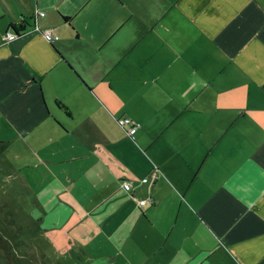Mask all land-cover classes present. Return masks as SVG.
<instances>
[{
  "label": "crops",
  "instance_id": "obj_1",
  "mask_svg": "<svg viewBox=\"0 0 264 264\" xmlns=\"http://www.w3.org/2000/svg\"><path fill=\"white\" fill-rule=\"evenodd\" d=\"M0 121L84 264H264V0H0Z\"/></svg>",
  "mask_w": 264,
  "mask_h": 264
},
{
  "label": "rangeland",
  "instance_id": "obj_2",
  "mask_svg": "<svg viewBox=\"0 0 264 264\" xmlns=\"http://www.w3.org/2000/svg\"><path fill=\"white\" fill-rule=\"evenodd\" d=\"M5 3L16 15L14 4ZM14 150L13 141L0 143V237L14 249L20 264H84L63 242L61 232L34 221L32 196L18 184L20 163ZM0 264H10L1 252Z\"/></svg>",
  "mask_w": 264,
  "mask_h": 264
},
{
  "label": "built area",
  "instance_id": "obj_3",
  "mask_svg": "<svg viewBox=\"0 0 264 264\" xmlns=\"http://www.w3.org/2000/svg\"><path fill=\"white\" fill-rule=\"evenodd\" d=\"M43 15H44L43 12H36V11H35V16H36V17H37V16L42 17ZM33 19H34V17H33ZM32 28H33L34 30L40 32L38 26L36 25V21H35V20H34V24L32 25ZM24 31H25V29H23V30H21V31H18V32H20V33H24ZM40 33H41L43 39H44L46 42H48V43L57 40V36L54 35V33H53L52 31H50V30H42ZM17 35H18L17 32H6V33H5V38H6L7 40H13L15 37H17ZM117 124H118L121 128L127 127V134H128L129 136H131V135L136 131V129H137V127H138V124H132L131 120L128 119V118H119V119H117ZM154 177H155V176L153 175V178H154ZM141 182H147V179H146V178H143V179L141 180ZM121 187H122V189H123L124 191H129L130 188H131V185H130V183L127 181V182H122ZM144 203H145L144 200L139 201V205H143Z\"/></svg>",
  "mask_w": 264,
  "mask_h": 264
},
{
  "label": "trees",
  "instance_id": "obj_4",
  "mask_svg": "<svg viewBox=\"0 0 264 264\" xmlns=\"http://www.w3.org/2000/svg\"><path fill=\"white\" fill-rule=\"evenodd\" d=\"M33 19V17L31 16ZM64 20H67V18H64ZM11 28L13 31L18 32L23 30L25 27L24 26H19V25H11ZM19 247V246H18ZM13 248L8 246L5 241L0 237V252L1 254L9 260L10 264H20L19 261L16 259L14 256Z\"/></svg>",
  "mask_w": 264,
  "mask_h": 264
},
{
  "label": "flooded vegetation",
  "instance_id": "obj_5",
  "mask_svg": "<svg viewBox=\"0 0 264 264\" xmlns=\"http://www.w3.org/2000/svg\"><path fill=\"white\" fill-rule=\"evenodd\" d=\"M24 21L22 19H19L16 23H14L13 25H19V26H24Z\"/></svg>",
  "mask_w": 264,
  "mask_h": 264
},
{
  "label": "water",
  "instance_id": "obj_6",
  "mask_svg": "<svg viewBox=\"0 0 264 264\" xmlns=\"http://www.w3.org/2000/svg\"><path fill=\"white\" fill-rule=\"evenodd\" d=\"M17 34L19 35V34H21V33H20V32H17ZM18 35H17V36H18Z\"/></svg>",
  "mask_w": 264,
  "mask_h": 264
}]
</instances>
